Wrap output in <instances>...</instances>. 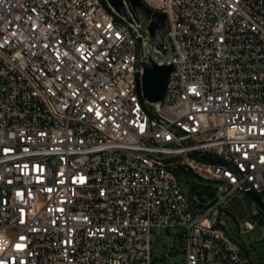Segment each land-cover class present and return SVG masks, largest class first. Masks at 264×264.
<instances>
[{"label": "built area", "instance_id": "2783aa9c", "mask_svg": "<svg viewBox=\"0 0 264 264\" xmlns=\"http://www.w3.org/2000/svg\"><path fill=\"white\" fill-rule=\"evenodd\" d=\"M123 1L0 0V264H155L171 228L173 264H257L227 225L264 229V0H142L165 53Z\"/></svg>", "mask_w": 264, "mask_h": 264}, {"label": "water", "instance_id": "95a60500", "mask_svg": "<svg viewBox=\"0 0 264 264\" xmlns=\"http://www.w3.org/2000/svg\"><path fill=\"white\" fill-rule=\"evenodd\" d=\"M110 2L118 11H126L123 0H110ZM129 2L140 20L151 19L149 28L153 38V42L159 50L165 53L164 45L158 40L157 36L166 26L167 14L162 11H154L152 8L148 7L142 0H129ZM171 69L172 66L170 64L158 65L157 63H153L152 66H147L144 68V74L141 76L138 66L136 71V81L138 91L142 94V98L145 97L151 102L161 100L164 96L168 84V78ZM150 115L152 117H155V114L153 113H150ZM194 154L200 155L205 160L214 163L223 162L206 154H202L199 151H195ZM192 189L194 190L193 193L199 197L201 202H203L204 197L198 190V187L192 186ZM247 194L253 197L258 202L260 207L264 210V202L260 195L256 194L250 189L247 191ZM217 226L223 228L220 223H218Z\"/></svg>", "mask_w": 264, "mask_h": 264}, {"label": "rangeland", "instance_id": "374dc122", "mask_svg": "<svg viewBox=\"0 0 264 264\" xmlns=\"http://www.w3.org/2000/svg\"><path fill=\"white\" fill-rule=\"evenodd\" d=\"M143 27L142 31H145ZM207 183L202 182V186L206 187ZM211 197L208 196L207 200H210ZM232 210H234L240 219H243V207L238 203V200L235 199L232 202ZM262 224L264 222L262 221ZM229 235L238 243L244 245L245 253L247 257L257 264H264V229L262 226L256 228L251 234L247 235V239L250 240L249 243H245L238 233L236 232L238 225L232 219H229L228 225ZM181 228H171L170 230L162 229L161 231L156 230L153 233V247L155 255L158 259L155 261V264H173L175 262H182L185 258L184 253L182 252V244L178 238L181 232Z\"/></svg>", "mask_w": 264, "mask_h": 264}, {"label": "trees", "instance_id": "16d2710c", "mask_svg": "<svg viewBox=\"0 0 264 264\" xmlns=\"http://www.w3.org/2000/svg\"><path fill=\"white\" fill-rule=\"evenodd\" d=\"M176 172H177V174H178V176L179 177H184V178H186L187 180H193V181H195L194 180V173L193 172H191V171H185V170H183V169H180V168H178V169H176ZM201 187V186H200ZM201 190H203L202 188H201ZM203 193H204V191H202ZM209 194V196H213V193H208ZM179 239H180V242H181V244H182V246H183V239H182V236H179L178 237ZM158 259V257H156L155 259H154V263H155V261Z\"/></svg>", "mask_w": 264, "mask_h": 264}, {"label": "snow or ice", "instance_id": "6c2138e0", "mask_svg": "<svg viewBox=\"0 0 264 264\" xmlns=\"http://www.w3.org/2000/svg\"><path fill=\"white\" fill-rule=\"evenodd\" d=\"M49 191H50V189H49Z\"/></svg>", "mask_w": 264, "mask_h": 264}]
</instances>
